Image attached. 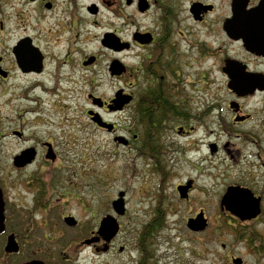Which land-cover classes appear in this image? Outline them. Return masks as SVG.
<instances>
[{"label":"flooded vegetation","instance_id":"1","mask_svg":"<svg viewBox=\"0 0 264 264\" xmlns=\"http://www.w3.org/2000/svg\"><path fill=\"white\" fill-rule=\"evenodd\" d=\"M261 4L264 0H0V264H107L123 229L127 211L117 216L116 236L108 240L100 231L105 216L114 213L112 204L105 216L86 224L67 211L76 204L87 212V192L75 191L60 173L53 138L39 140L23 124L29 103H37L31 110L37 114L38 104L68 94L69 84L79 85L85 100L87 123L77 126L104 134L116 155L131 149L161 178L177 173L179 159L181 169L191 171L174 189L179 206L193 212L185 221L190 242L200 245L204 233L214 243L231 235L238 243H255L254 254L262 255L264 10L254 11ZM258 32L259 45L234 36ZM115 62L126 72L113 74ZM17 83L22 95L11 99ZM116 98L123 108H114ZM8 104L19 111L25 129L11 127L3 111ZM129 110L131 126L123 127ZM90 112L111 126H99ZM7 139L21 147L6 160L1 146ZM27 150L34 158L21 164L16 158ZM233 202L257 204L260 213L242 220L231 211ZM198 216L206 219V228L189 229L188 221ZM152 220L135 239L134 264L156 261L152 239L162 225ZM87 251L94 256L84 257ZM234 257L228 255L230 263Z\"/></svg>","mask_w":264,"mask_h":264},{"label":"rangeland","instance_id":"2","mask_svg":"<svg viewBox=\"0 0 264 264\" xmlns=\"http://www.w3.org/2000/svg\"><path fill=\"white\" fill-rule=\"evenodd\" d=\"M17 85L18 83L10 94L11 99L15 95H22V89H19ZM104 86L108 92L112 89L111 82ZM69 87H72L74 91L68 88L65 90L69 91L68 94L60 93L54 98L55 100L44 99L43 105L38 104L37 114L31 112L37 103H33L35 104L33 106L29 103V112L23 124L27 122L29 124L27 133L33 134L39 140L53 138L54 142H52L55 144L58 155L61 156L60 173L64 175L67 182L71 179L75 185V191L87 192L90 198L87 212L73 203H71L73 204L71 210H67L83 224L91 222L89 220H95L94 217L97 215L105 216L106 209L111 207V201L117 198L120 191L125 192L127 214L121 218L123 229L116 238L117 242L113 251L108 252L106 256L107 264L135 263L137 259L135 239L141 228L148 227L150 222L152 224L155 212L166 220L152 239L151 250L156 258V261H153L154 264H232L228 255L242 258L245 264H264V253L254 254L253 242L238 243L234 238L232 239L231 235L219 237L214 243L212 240L209 241L207 233H204L200 245L196 246L190 242L185 221L186 217L193 212L186 214L179 206V195L174 189L183 176H189L191 171L181 169L179 159L177 161L179 166L175 165V169L178 168L177 173L170 175V178L162 179L148 162L138 159L131 149L124 147L118 150L116 155L114 152L116 147L108 142L110 139L104 134L93 135L85 131L83 127L77 126L87 123L82 112L85 100L80 97L79 85L69 84ZM30 94L31 92L28 96ZM39 94L37 90L32 97L36 100ZM11 104L4 105V116L11 122L12 128L25 129L20 121L19 111L15 112V106ZM128 113L130 110L120 121L123 127L131 126ZM2 143L1 156L6 160L21 147L12 139ZM31 143L32 141L29 142ZM81 183L84 184V188ZM258 230L264 235V225L259 226ZM223 244L227 248L224 249ZM120 246L125 247V252L122 254L118 252ZM83 255L84 257L94 256L91 251Z\"/></svg>","mask_w":264,"mask_h":264},{"label":"water","instance_id":"3","mask_svg":"<svg viewBox=\"0 0 264 264\" xmlns=\"http://www.w3.org/2000/svg\"><path fill=\"white\" fill-rule=\"evenodd\" d=\"M236 5H237L236 11H239L240 8H238V1H237ZM263 10H264V6H263V4H261L254 11L255 12H262ZM234 36L236 38L243 39L246 42V44H248V45H254V44L259 45L260 44L259 38L261 37V34L259 32L255 33L253 35H248V34H244V33H236ZM252 36L254 38V41L251 40ZM112 69H113V74H117V75H120L122 72H126V67L119 62H115L114 67H112ZM114 102L116 103L115 104L116 106L114 107L116 110L123 108V103H122L123 101H119V105H117L118 98H116L113 101V103ZM91 114H93V113H91ZM94 116L95 117L93 118V120L99 126H101V127L111 126V125L106 124L105 122H102V119L99 117L98 114H94ZM121 139L122 138H119L118 140L120 141ZM33 158H34V151L33 150H27L22 155L18 156L16 158V160L21 162V164H25V163L31 162V160ZM123 195H124L123 193H120L121 198L118 201H115L113 203L115 211L121 215L124 214V212H125L124 200L122 199ZM236 196H238V195H235L234 197H236ZM0 198H1V195H0ZM231 211L234 214L240 216L242 220L252 219L260 213L259 206L257 204H252V205L248 206L246 204L243 205L239 202H233V206H231ZM69 223L74 224L75 221L72 218H70ZM188 226H189V228H191L194 231H200V230L202 231L206 228V220L203 219L202 216H198L196 219H191ZM101 229L107 233L108 240H110L109 238L114 237L118 233L119 225H118L117 221L112 216H107L101 222L100 231H101ZM233 263L234 264H242V260L237 258V259L233 260Z\"/></svg>","mask_w":264,"mask_h":264},{"label":"trees","instance_id":"4","mask_svg":"<svg viewBox=\"0 0 264 264\" xmlns=\"http://www.w3.org/2000/svg\"><path fill=\"white\" fill-rule=\"evenodd\" d=\"M154 221L157 222V224H160L163 221V219L156 213ZM141 242H145V241H141Z\"/></svg>","mask_w":264,"mask_h":264}]
</instances>
